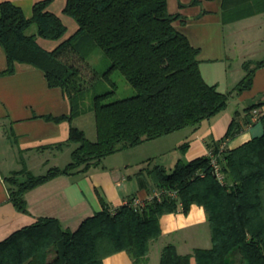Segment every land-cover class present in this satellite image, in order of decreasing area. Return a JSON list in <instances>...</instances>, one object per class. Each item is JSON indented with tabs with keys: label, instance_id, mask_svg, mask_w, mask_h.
<instances>
[{
	"label": "trees",
	"instance_id": "obj_1",
	"mask_svg": "<svg viewBox=\"0 0 264 264\" xmlns=\"http://www.w3.org/2000/svg\"><path fill=\"white\" fill-rule=\"evenodd\" d=\"M52 1H37L31 17L10 1L0 3V42L8 60L4 73L14 72L17 62L41 69L48 85L62 88L71 105L68 114L44 117L72 121L86 111L80 105L85 87L75 57L86 62L99 48L111 60L104 76L110 80L113 72H120L136 94L107 101L118 87L111 81L112 90L93 98L95 140L72 126L68 142L77 147L64 167L34 174L24 165L6 178L9 199L23 213H29L26 193L55 176L86 173L115 152L185 128L196 129L225 110L233 92L250 89L256 71L264 68V57L244 62L242 79L229 93L220 92L204 79L199 49L173 25L177 15L169 12L167 0H67L64 12L79 29L50 51L37 38L58 40L67 32L62 19L48 10ZM222 12L226 23L234 22L263 13L264 0H223ZM33 25L37 30L29 33ZM262 104L264 94L246 108L247 113ZM236 115L223 141L239 129ZM261 121L264 127V115ZM187 145L186 141L179 149ZM219 146L213 144L211 149L220 152ZM220 161L224 184L207 155L190 161L180 158L171 169L155 164L147 171L153 183L177 196L164 193L138 207L132 197L113 211L105 207L96 212L74 231L57 218L39 217L0 241V264H102L105 257L123 250L131 257L129 264H143L151 241L161 235V216L186 214L193 204L206 211L211 248L180 254L169 243L159 264H192L193 258L196 264H233L230 255L235 250L239 264H264V132L236 148L225 147Z\"/></svg>",
	"mask_w": 264,
	"mask_h": 264
},
{
	"label": "crops",
	"instance_id": "obj_2",
	"mask_svg": "<svg viewBox=\"0 0 264 264\" xmlns=\"http://www.w3.org/2000/svg\"><path fill=\"white\" fill-rule=\"evenodd\" d=\"M5 1L20 6L25 15L31 17L34 4L40 0H0V3ZM66 1L53 0L48 6L49 11L62 19L67 32L58 40L38 37L37 42L47 50H54L79 29L77 22L64 12ZM222 1L167 0V4L169 12L177 15L173 21L175 28L199 49V66L204 79L216 85L220 92L229 93L246 73L243 63L259 60L253 46L262 40V35L254 26L260 25L264 19L260 22L253 19L264 17V12L226 23ZM7 67V55L0 42V241L39 217L57 218L64 228L74 231L86 218L105 207L116 209L132 197L141 201L151 199L152 195L163 190L147 173L152 160L148 165H142V160L107 162L104 158L100 166L86 173L58 175L32 188L26 193L29 213L18 211L9 199L6 178L24 165L34 174L45 173L43 170L36 172V169L45 164L42 159L47 155L57 158L63 152L61 156H71L77 143L68 142V138L71 127L76 125L74 120L55 121L44 117L68 114L71 105L62 88L48 85L41 69L17 62L14 72L4 73ZM263 94L264 68H260L255 73L253 86L239 94L233 92L225 110L203 121L196 129L179 130L184 132L183 137L188 142L183 150L180 149L183 159L190 161L207 155L213 144L224 142L225 147L233 149L262 135L264 104L249 114L246 108L259 101ZM235 113L239 129L223 141ZM180 158L172 160L167 168L171 169ZM160 225L161 235L151 241L143 264H159L161 251L169 243L175 244L180 254L212 246L203 206L193 204L186 214L182 211L163 214ZM131 261L130 255L123 250L105 257L102 264H129ZM192 264H196L194 258Z\"/></svg>",
	"mask_w": 264,
	"mask_h": 264
},
{
	"label": "rangeland",
	"instance_id": "obj_3",
	"mask_svg": "<svg viewBox=\"0 0 264 264\" xmlns=\"http://www.w3.org/2000/svg\"><path fill=\"white\" fill-rule=\"evenodd\" d=\"M263 19L264 17H258L254 18L253 20L260 22V20L262 21ZM254 28L256 29V31L260 30L262 40H259L258 43L253 46V49H255L256 58L262 59L264 57V22H261L260 25L254 26ZM36 30V25H33L30 27L28 32L33 33L36 32ZM75 61L74 62L80 68L82 84L85 87L80 95V105L81 108H84V110L86 111L73 120L75 121L76 126L82 128L85 131L88 138H90L91 140H95L97 136L96 121L94 112L91 110L94 96L112 90L113 86L111 81H115L118 87L115 93L111 94L107 101H114L133 96L136 94V91L133 86L125 79V77L118 71H115L110 75V80H108L104 76V72L111 65V60L99 48L95 49V51L86 60V62L78 58L76 59V57ZM183 135L184 132L182 131L172 132L167 136L149 140L144 144L142 143L140 144V146L135 147L132 150L115 152L107 156L105 161L112 162L114 160H117L119 162H124L128 160H137L141 162L142 160V165H148V163H150V161L152 160V166H154L155 164H162L170 168V162H172V160H176L179 157L183 158V152L179 148L176 149V147L187 141L186 139H184ZM60 153L61 154H59L57 158L51 155H47L44 160L42 159V162H45V164L40 165V169L37 167L38 169H36V172H42V170L43 172H46L48 169L56 167V164L64 167L67 162L71 161L70 154H63V156H61L63 152ZM149 158L150 160H148ZM12 162H14L13 158ZM44 166L45 169L42 168ZM230 258L233 264H239L238 251H233L230 255Z\"/></svg>",
	"mask_w": 264,
	"mask_h": 264
},
{
	"label": "built area",
	"instance_id": "obj_4",
	"mask_svg": "<svg viewBox=\"0 0 264 264\" xmlns=\"http://www.w3.org/2000/svg\"><path fill=\"white\" fill-rule=\"evenodd\" d=\"M224 148H225V144H224V142H222L219 146L220 152H217L214 149H209V151L207 153V156L211 160V165H212L214 174L217 177V179L219 180V182L222 184L226 183V174L223 170L222 162L220 161V153L224 150ZM164 193L172 195V196H177L175 191L161 190L158 193L152 195L150 198H153V197L161 198ZM141 203H142V201L138 197L134 198V200L132 202V204L136 207L141 205ZM110 210L113 211L114 209L111 208Z\"/></svg>",
	"mask_w": 264,
	"mask_h": 264
}]
</instances>
